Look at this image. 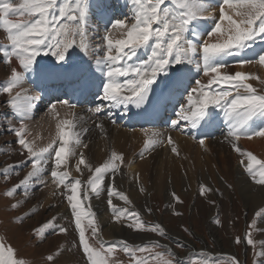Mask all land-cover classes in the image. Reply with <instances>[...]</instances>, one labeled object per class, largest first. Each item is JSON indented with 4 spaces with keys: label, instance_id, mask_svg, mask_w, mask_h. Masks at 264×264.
Returning <instances> with one entry per match:
<instances>
[{
    "label": "snow or ice",
    "instance_id": "obj_1",
    "mask_svg": "<svg viewBox=\"0 0 264 264\" xmlns=\"http://www.w3.org/2000/svg\"><path fill=\"white\" fill-rule=\"evenodd\" d=\"M123 6L129 8V13L123 20L106 18L101 43L93 48L88 38L90 14H95L92 13L93 8L105 9L104 0H0V30L5 33L8 42L0 45V61L10 68L7 81L0 84V94H7L8 99L4 103L10 110L5 117L6 130L15 136L20 154L26 152L25 163L31 165V170L5 195L14 196L21 189L27 193L28 185L43 182V169L51 162L50 176L56 188L63 189L61 195L65 196L71 210L78 233V248L85 264H112L108 258L117 250L129 256L132 264H149L150 261L153 264H197V261L176 257L164 249L160 241L140 246H129L126 241L122 242V247L105 245L90 203L87 209L83 206L84 202L90 201L93 195L99 196L105 188L107 203L116 222L130 218L131 223L127 226L133 230L147 227L161 237L166 233L161 225L146 226L139 213L113 204V196L122 199L125 204L130 203L125 194L114 190L115 175L120 168L115 162H123L122 154L111 152L104 163L93 169L81 151L76 171L82 174L80 166L83 165L91 175L87 181L71 178L67 170L69 161L77 155L78 148L88 147L83 142L88 129L81 126L80 118L71 111L65 113L71 119H57L60 116L57 105L69 110L77 105L59 97L48 104L47 112L56 120L57 131L52 142L38 147L34 140L28 139L31 133L25 121L32 118L42 97L22 96V91L26 90H15L21 88L27 73H34L40 82L36 87L41 91L66 89L65 95L69 92L82 95L95 93L100 102L89 111L97 117L106 113L109 120L113 109L128 110L134 106L139 110L137 115L151 117L160 107L167 108L172 104L175 118L170 120V125L173 129L180 128L181 122L197 129L222 113L227 128L225 140L242 157L239 163L244 173L254 184L264 187V160L237 145L242 137L264 138V126L253 127L256 121L264 124V94L248 83L258 80L264 84V80L253 73L227 70L230 63L241 68L248 64L264 68V49L253 52L251 59L246 58L257 40L264 42V0H125ZM101 15L105 16L106 11ZM209 20L211 25L202 23ZM115 32H119L122 38L113 39ZM142 49L145 50V58L134 62ZM49 54L54 57L53 63L40 59L42 55L47 57ZM93 56L94 65L91 63ZM14 60L21 70L13 66ZM193 68L197 77L207 80L204 83L197 78L195 87L190 88ZM95 126L104 131L102 123ZM144 133L147 137L144 151L161 142L159 133L149 129H144ZM167 143L178 155L171 137ZM199 143L204 146L205 138H200ZM15 167L8 166L0 175L7 178ZM109 174L113 184L105 183ZM140 190L143 191L142 188ZM210 191V188L200 186L202 196ZM173 198L179 200L174 193ZM19 203L17 201L11 207L16 208ZM147 211L151 212V209ZM55 219L34 229L36 234L41 235L52 228ZM84 220H87L86 225ZM258 223H264V208L254 213L249 229L256 228ZM88 229L99 248L90 245L86 237ZM58 231L66 233L67 229L60 227ZM234 243L252 246L257 258L253 264H264V241H255L249 232L243 238L236 237ZM258 246L260 250L255 251ZM158 247L162 250L154 252L153 249ZM15 251L11 245L0 241V264H25L23 259L13 258ZM137 252L141 255H136ZM198 255L201 258L199 264H219V259L208 256L203 250ZM46 259L55 264L53 255ZM224 264L240 262L236 257L228 256Z\"/></svg>",
    "mask_w": 264,
    "mask_h": 264
},
{
    "label": "rangeland",
    "instance_id": "obj_2",
    "mask_svg": "<svg viewBox=\"0 0 264 264\" xmlns=\"http://www.w3.org/2000/svg\"><path fill=\"white\" fill-rule=\"evenodd\" d=\"M94 27L98 28L96 25ZM100 35L103 36L104 31H101ZM210 42H212L211 39ZM263 43L258 44L264 47ZM142 51L145 53V50L142 49L140 52ZM13 62L18 64L15 60ZM234 66H229L227 70L235 73V70H232ZM204 79L203 77L202 82ZM260 79L262 80L261 77ZM256 82L257 84L254 85L258 92L264 94V84L258 80ZM191 87H195V83ZM1 126L4 127L3 122ZM156 132L159 133V131ZM159 134L160 143L144 151V141L147 139L144 135L139 147L145 153L150 154L154 151L158 161L150 162L147 166H138V172L129 179L133 188L127 194L130 203L114 205L139 213L140 220L146 226L161 225L166 234L161 237L148 230L147 227L138 231L133 230L127 226L128 223H131V219L122 218L120 222H117L121 227L120 233L127 232L128 235L121 237L119 234L107 239L101 238L105 245L122 247V242L126 241L129 246H140L160 241L163 248L174 253L176 257L185 261L191 259L197 261V264L201 259L198 255L201 250L208 256L219 259V264H224V259L228 256L236 257L240 264H253L257 259L253 247L246 243L236 244L234 241L236 237L243 238L249 232L255 241H264V223H258L254 229L248 227L254 219V213L260 208H264V187L254 184L244 171H240V173L235 171V165L241 159H237L229 169L215 164L210 157L202 158L199 163L190 162V169L186 166L179 167L178 159L173 162L176 155L172 151L165 150L162 153L160 150L172 145L166 146L167 140L164 139L161 132ZM97 135L101 136L99 131H97ZM182 138L189 139L178 132L173 133L174 146L178 147L177 139L181 140ZM211 141L205 140V146H202L204 150L219 144L211 143ZM193 143L200 145L199 142ZM237 143L239 144V141ZM3 145L7 146V142H3ZM2 147L0 146V173L10 165L16 167L14 171L9 172L7 178L0 175V241L11 245L16 250L13 258L23 259L25 264H52L46 259L49 255L54 256L55 264H85V259L78 248V233L75 230L69 206L60 212L52 203L43 206L40 202L41 190L39 186H37V192L35 189L31 190V196H22L25 193L23 189L17 191L14 196L5 195L6 191L13 189L31 170V165L25 163L27 154L21 155L19 151H7L1 149ZM233 152L235 151L232 148ZM140 155L141 153L136 155V158H140ZM259 158L264 160V156ZM96 159L98 160L97 156ZM96 162L92 160L93 168H95ZM138 163L139 161L134 162V166L128 171L123 169V173L129 175L135 170ZM51 170L52 167H49L44 171L46 179L43 184L52 182V177L47 175ZM241 176L247 180L249 186H243L244 182L240 181ZM71 178L74 179L73 174ZM239 181L240 185H237ZM106 183L109 184L108 180ZM201 185L211 189L206 196L200 194ZM141 188L143 191L140 190ZM173 193L179 198L178 201L173 198ZM63 197V201H66L65 196ZM17 201L20 202L18 207L12 208L11 205ZM32 203L40 204L37 209L34 207V212L29 216L32 218L33 215H36V220L26 221L28 219L25 218L20 222ZM83 206L85 209L88 207L85 202ZM147 209H151V212H148ZM94 213V219L97 222L99 215L105 218L108 224L116 222L108 203ZM54 217L56 219L52 227L53 230L51 231L49 228L45 233L37 235L34 229L40 228ZM83 223L86 225L87 220H84ZM60 227L66 228L67 232H59ZM46 233L49 234L48 240L45 238ZM86 237L90 245L100 247L97 240L92 237L90 229L86 231ZM161 250L159 247L153 249L154 252ZM259 250L258 246L255 251ZM64 253H67L68 256H65ZM136 255H141V253L137 252ZM143 255H148V253ZM108 259L112 264H132L130 257L119 250L115 251L113 256ZM149 264H153V262L150 261Z\"/></svg>",
    "mask_w": 264,
    "mask_h": 264
},
{
    "label": "bare ground",
    "instance_id": "obj_3",
    "mask_svg": "<svg viewBox=\"0 0 264 264\" xmlns=\"http://www.w3.org/2000/svg\"><path fill=\"white\" fill-rule=\"evenodd\" d=\"M120 3V6L117 5V3H114L112 0V7L115 9L118 8H126V14L129 13V8L124 7L125 0H117ZM15 2H19V0H15ZM95 2V0H93ZM94 9V8H93ZM92 9V13H93ZM218 11V9H217ZM92 17V14H91ZM125 17H123L124 19ZM122 19V20H123ZM92 19H90L89 24V40L93 48L97 44L101 43V31L99 28H95V23H91ZM206 23V22H202ZM103 33V32H102ZM121 34L119 32H115L113 35V39H120ZM209 39V38H208ZM210 40V39H209ZM8 42L6 40L5 33L0 30V45H6ZM257 43V42H256ZM258 44V43H257ZM264 44V43H263ZM263 47V46H262ZM143 52V51H142ZM52 57V55H50ZM42 58V57H40ZM232 70L236 71H243L246 73H253L257 76H260L262 80H264V68H261L257 64H248L245 65L243 68L239 67L238 65L234 64ZM13 66L17 67L18 70H21L19 68V65L13 62ZM10 75V68L8 65L4 64L2 61H0V84H3L5 80H7L8 76ZM99 75V73H98ZM203 78V77H202ZM248 83L252 84L253 87H255L254 84H257L256 80H250ZM256 88V87H255ZM22 91V96L27 95L30 91L28 86H25L23 83L21 85V88L16 89L15 91ZM257 89V88H256ZM258 90V89H257ZM15 94V92L13 93ZM8 99L7 94H0V146H3L1 149H5L7 151H19V146L15 144V136L10 134L7 129V121L5 117L9 114V108L4 103ZM3 101V102H2ZM2 103V104H1ZM6 106V109H5ZM60 112V116L57 117V119H71L72 117L66 116V112H72V109L69 110L67 108L59 107L57 108ZM80 118V123L83 128H87L88 132L84 134L83 136V142L88 145L87 148H78L76 150L77 155L69 161L68 171L70 174L74 176V178H79L82 181H87L91 173L88 171L87 168H83L84 166L81 165L82 174L81 172L76 171V164L79 159V154L82 151L84 153V156L86 158V161L91 164L92 166V160L97 161L96 166H99L100 164L104 163L108 157L110 156V153L112 151H118V154L123 155V162H115L120 165L118 173L115 175L114 179V190L119 191L127 196L129 192L133 190L131 183L129 182L130 177L138 172V166H147L150 162H157L158 158L155 156L154 151L149 153H145L143 155H140V158H136V155H139V147L141 146V141L143 139V136L145 133H141L139 130H136V132L127 133L126 130L120 129L118 126H110V124L106 123L99 117L93 116V114L89 111H86L84 115L82 114H76ZM4 124V127L1 126V124ZM27 124L28 132L31 133L30 136H28L29 140H34L36 146L38 147H45L47 144L52 142L53 137L56 135V120H53L52 117L49 114L45 115H38L34 118L28 119L25 121ZM96 123H102L104 131L101 132L99 128H95ZM17 126H19L17 124ZM110 126V127H109ZM263 126L260 121L255 122V127ZM67 130V129H65ZM97 131L100 133V137L97 135ZM160 133V132H159ZM175 135V134H174ZM180 137V136H178ZM181 138V137H180ZM164 141V140H163ZM179 142V146L176 147L178 149V155L173 159V162L178 159V166L184 167L186 166L188 169L190 162L199 163L202 161V158L210 157L213 159L214 163L217 165H222L226 169L231 168L232 164L237 161V159H241L242 157L237 153L236 151L232 153V146L225 140V134H221L220 136H216L215 140H212L211 143H219L215 145L214 147H211L209 149H205L201 145H196L193 142H191L189 139L182 138L177 139ZM3 142H7V146L3 145ZM207 142V141H206ZM177 143V142H176ZM210 143V144H211ZM175 144V143H174ZM178 144V143H177ZM238 147L246 152H251L254 155L259 158L260 156H264V138L260 137H253L252 139H247L245 137H242L239 140V144L237 143ZM241 145V146H240ZM166 146H170L168 143ZM205 146V145H204ZM172 146L160 149L162 153L166 151L170 152ZM206 148V147H205ZM204 151H203V150ZM25 154H27L25 152ZM221 155V157H219ZM96 156L98 160L96 159ZM246 159V158H245ZM260 159V158H259ZM139 161L138 165H136V168L134 171L130 172L129 175H126L123 173V169H127V171L134 166V162ZM240 161V160H239ZM238 161V164L235 165V171H243V168L240 166V163ZM129 165H131L129 167ZM52 167L51 162L43 169V174L41 176V180L43 182H37L32 183L27 186V193L22 194V196H31V190L35 189L36 192L37 186L40 187L41 194H40V202L43 206L48 205L49 203H52L57 207L58 212H60L63 208L68 206V202L63 201L64 195H61V189H57L56 185L53 184V182H50L48 184H43L45 182V173L44 171ZM94 169V168H93ZM63 170V169H61ZM144 172V171H142ZM48 176H50V173H47ZM134 179V178H133ZM109 184H113V180L111 177V174H109L107 178ZM240 181H243L244 187L249 186L247 180L241 176ZM237 183V185H240ZM42 183V184H40ZM106 183V182H105ZM24 190V189H23ZM35 193V192H34ZM55 193V195L53 194ZM35 196V195H34ZM108 201V195L106 188L101 192L99 196L93 195L91 197L90 201H86L85 204L88 206L90 203L91 210L93 212H97V210L102 207L104 204H106ZM113 204H120L125 203L122 199L113 196L112 197ZM32 206V207H31ZM40 206V204L32 203L23 216V219H28L26 221H32L36 220L37 216L33 215V217H29L34 212V207L37 209ZM38 215V214H37ZM39 221V220H38ZM98 224H99V235L101 238L107 239L111 237H115L116 235H119L121 237L127 236L126 233H120L121 227L120 224L117 222H113L112 224H108V221L99 215L98 217ZM53 228H51V231ZM50 231V230H49ZM48 233L45 234L46 240H48ZM103 236V237H102ZM44 245V244H43ZM46 245V244H45ZM44 245V246H45ZM65 256H68L67 253H64Z\"/></svg>",
    "mask_w": 264,
    "mask_h": 264
}]
</instances>
